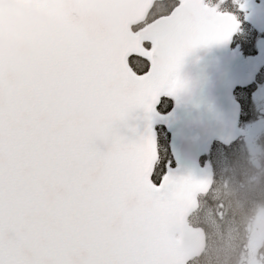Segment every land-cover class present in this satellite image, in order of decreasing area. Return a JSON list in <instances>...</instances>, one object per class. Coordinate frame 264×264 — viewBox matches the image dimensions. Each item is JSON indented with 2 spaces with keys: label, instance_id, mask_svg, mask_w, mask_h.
Instances as JSON below:
<instances>
[{
  "label": "snow or ice",
  "instance_id": "1",
  "mask_svg": "<svg viewBox=\"0 0 264 264\" xmlns=\"http://www.w3.org/2000/svg\"><path fill=\"white\" fill-rule=\"evenodd\" d=\"M237 28L189 12L126 69L61 47L39 81L0 69V264H172L165 220L189 176H156L152 117L185 57Z\"/></svg>",
  "mask_w": 264,
  "mask_h": 264
},
{
  "label": "water",
  "instance_id": "2",
  "mask_svg": "<svg viewBox=\"0 0 264 264\" xmlns=\"http://www.w3.org/2000/svg\"><path fill=\"white\" fill-rule=\"evenodd\" d=\"M158 1L162 0H0V69L39 81L48 70L47 54L53 47L100 60L114 71L126 69L123 62L129 54L142 52L141 45L149 40L155 51L180 16L191 12L205 20L213 10L204 0H179L180 7L171 15L132 32L131 27L143 23ZM247 8V22L264 32V11L251 2ZM236 32L227 42L197 47L185 57L179 71L185 87L166 95L175 104L168 114L157 112L158 103L152 117V127L163 126L170 134L175 168L165 174L189 176L165 220L172 264H185L203 250L202 231L186 223L197 209L196 196L207 193L211 185L210 169L200 168L198 160L213 140L228 145L244 136L237 129L238 106L232 91L251 84L264 66L262 52L242 64L240 54L229 53ZM130 125L137 126V132L143 130L142 121L132 120ZM152 134L155 142L153 130ZM257 228L264 237V217L258 219Z\"/></svg>",
  "mask_w": 264,
  "mask_h": 264
},
{
  "label": "rangeland",
  "instance_id": "3",
  "mask_svg": "<svg viewBox=\"0 0 264 264\" xmlns=\"http://www.w3.org/2000/svg\"><path fill=\"white\" fill-rule=\"evenodd\" d=\"M210 2L220 8L228 5L241 20L249 16L246 9L249 0ZM246 32L244 29L241 35L244 37ZM244 42L253 51L263 46L260 36ZM261 78L264 79V73ZM260 91L240 94L244 104L245 138L228 149L215 148L208 159L216 172L212 195L210 201L202 198L200 211L187 222L203 228L206 248L202 257L189 264H264V240L253 236L255 220L264 215V100ZM253 160L260 164L259 170L254 168Z\"/></svg>",
  "mask_w": 264,
  "mask_h": 264
},
{
  "label": "trees",
  "instance_id": "4",
  "mask_svg": "<svg viewBox=\"0 0 264 264\" xmlns=\"http://www.w3.org/2000/svg\"><path fill=\"white\" fill-rule=\"evenodd\" d=\"M209 5H212L210 0L206 1ZM214 4V3H213ZM176 5L173 1L165 0L163 2H158L152 10V15L149 17V20L152 21L155 18L166 15L171 12L172 8ZM165 101V100H164ZM166 103H168L166 101ZM159 111H163V105L159 107ZM157 134V153L158 158L156 162V176H162L164 172L173 167V160L169 151V139L166 133L162 129H156ZM207 201H210L208 199ZM213 206V204H212Z\"/></svg>",
  "mask_w": 264,
  "mask_h": 264
},
{
  "label": "flooded vegetation",
  "instance_id": "5",
  "mask_svg": "<svg viewBox=\"0 0 264 264\" xmlns=\"http://www.w3.org/2000/svg\"><path fill=\"white\" fill-rule=\"evenodd\" d=\"M254 3L255 4H263L264 5V0H254ZM244 18H245V16L243 17V19ZM240 22H241L240 24H242V25L245 24L243 22V20H241V18H240ZM242 25H241L242 29L245 28V29L248 30L246 32V34H249V35H247L248 41H250L252 39L254 41L258 36H260L261 40L263 41V49L262 50L264 51V34L254 31L248 24H246V27H243ZM240 30H241V28H240ZM243 46H244V44L242 43V46L241 45H237V46L234 47V48H237L238 49V51L242 54L243 58H246V57H250V56H254L255 55L256 52L254 53L253 50H250L248 48H244ZM240 92H242V91L241 90L236 91L235 92V96H236V98H238V100H240V102H242L241 99L239 98V93ZM262 94L264 96V90H263V93ZM263 100H264V97H263ZM214 146L216 148H218V149H222L223 148V147H220L218 144H215ZM224 150H222V151H224ZM253 236L258 239L255 229H253Z\"/></svg>",
  "mask_w": 264,
  "mask_h": 264
}]
</instances>
